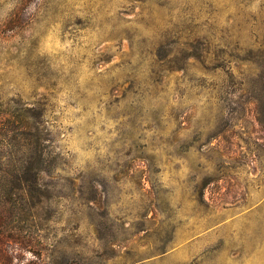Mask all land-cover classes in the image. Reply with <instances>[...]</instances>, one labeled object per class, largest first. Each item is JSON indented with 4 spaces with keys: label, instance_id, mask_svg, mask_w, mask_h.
I'll return each instance as SVG.
<instances>
[{
    "label": "rangeland",
    "instance_id": "1",
    "mask_svg": "<svg viewBox=\"0 0 264 264\" xmlns=\"http://www.w3.org/2000/svg\"><path fill=\"white\" fill-rule=\"evenodd\" d=\"M0 264H264V0H0Z\"/></svg>",
    "mask_w": 264,
    "mask_h": 264
}]
</instances>
